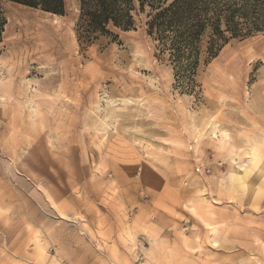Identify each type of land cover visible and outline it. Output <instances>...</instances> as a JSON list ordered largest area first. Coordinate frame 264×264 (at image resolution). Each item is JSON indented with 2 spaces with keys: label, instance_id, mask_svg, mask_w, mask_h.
<instances>
[{
  "label": "rangeland",
  "instance_id": "374dc122",
  "mask_svg": "<svg viewBox=\"0 0 264 264\" xmlns=\"http://www.w3.org/2000/svg\"><path fill=\"white\" fill-rule=\"evenodd\" d=\"M0 5V264H264L263 32L177 76L149 7Z\"/></svg>",
  "mask_w": 264,
  "mask_h": 264
},
{
  "label": "trees",
  "instance_id": "16d2710c",
  "mask_svg": "<svg viewBox=\"0 0 264 264\" xmlns=\"http://www.w3.org/2000/svg\"><path fill=\"white\" fill-rule=\"evenodd\" d=\"M64 14L65 0H11ZM77 35L91 44L113 28L135 27L133 12L151 10L148 30L169 53L176 75L194 76L204 52L214 57L231 38L264 33V0H79ZM7 23L0 5V39Z\"/></svg>",
  "mask_w": 264,
  "mask_h": 264
},
{
  "label": "bare ground",
  "instance_id": "6f19581e",
  "mask_svg": "<svg viewBox=\"0 0 264 264\" xmlns=\"http://www.w3.org/2000/svg\"><path fill=\"white\" fill-rule=\"evenodd\" d=\"M212 122V121H211ZM211 126L213 127V132L216 133V128H217V124L216 123H211ZM219 130V129H218ZM223 135L227 136V133H225L223 131ZM217 136V134L215 135V137Z\"/></svg>",
  "mask_w": 264,
  "mask_h": 264
}]
</instances>
